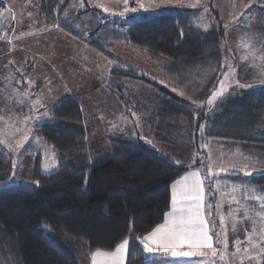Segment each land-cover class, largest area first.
<instances>
[{
	"label": "trees",
	"instance_id": "1",
	"mask_svg": "<svg viewBox=\"0 0 264 264\" xmlns=\"http://www.w3.org/2000/svg\"><path fill=\"white\" fill-rule=\"evenodd\" d=\"M68 2L39 0L38 15L47 25H56L108 56H112L107 50L109 42H123L131 64L135 59L141 61L137 70L128 66L127 60L114 59L121 66L110 71L108 88L124 105L125 113L138 112L140 108L132 106L121 92L122 79L154 86L155 93L142 110L149 111L146 124L157 141L172 143L183 136L190 137L204 123L203 138L227 140H222L228 146L223 151H241L243 157L252 158L262 169L247 180L264 191V88L249 90L232 103L225 116L214 120L207 111L191 107L184 97L168 93V87L173 86L181 96L199 102L217 85L223 71L219 47L222 31L214 0H206L205 4L215 18L217 31H206L196 24L195 12L175 11L135 21L128 25L126 33L115 29L98 39L94 34L110 31L113 21L95 25L85 37L84 27L81 32L75 31L69 23L71 18H62ZM88 12L85 9L79 14ZM258 33L264 37V25ZM83 114L72 97L52 108L53 117L79 123L84 121ZM36 129L42 141L55 150L57 168L42 173L41 157L37 156L32 184L0 186V264H78L73 252L111 250L127 237L130 243L125 264L164 262V258H147L136 237H143L162 222L170 204V185L186 168L139 143L111 137L112 151L102 153L94 149L81 129L50 122L38 123ZM1 157L0 172L7 163ZM208 191L211 193V185ZM213 195L209 196L210 202ZM46 230L72 238L76 241L74 249L56 244Z\"/></svg>",
	"mask_w": 264,
	"mask_h": 264
},
{
	"label": "rangeland",
	"instance_id": "2",
	"mask_svg": "<svg viewBox=\"0 0 264 264\" xmlns=\"http://www.w3.org/2000/svg\"><path fill=\"white\" fill-rule=\"evenodd\" d=\"M68 1L62 18H71L69 23L75 31L81 32L84 27L85 37L92 27L100 23L113 21L114 26L108 27L110 31L95 33L93 37L97 39L104 38L115 29L117 32L126 33L130 23L175 11L195 12L193 19L203 30L218 29L215 18L212 19L206 8V0H128L127 3L125 0ZM38 5L39 0H0V40L4 42V46H0V141H3L0 143V155L1 159L7 162L6 168L0 172V186L19 182L32 184V173L38 162L37 156L41 157L42 173L47 174L57 168L55 150L42 141L36 129V125L41 122L85 131L90 144L102 153L112 151L109 138L113 137L142 144L155 153L169 157L175 163L181 161L180 165H188L198 160L204 169L203 162L212 157L213 163L205 168V173L212 185L210 194H214V198L218 193L220 196L227 194L228 188L224 185L227 179L216 175L209 178V167L212 173L218 172V174L234 173L230 171L232 169L218 171L225 168L224 164L229 168H235V173L243 171V168L256 169L255 173L262 171L252 158L245 157L247 159L245 161L241 151L232 154L222 151L228 147L222 143V140L223 142L227 140L203 138L204 123H200L199 130L190 137L183 136L179 141L172 143L157 141L150 134V127L146 124L149 111L142 110L153 97L155 87L136 79H122L119 82L121 92L128 96L132 106L140 108L138 112L132 110L129 113L124 112V105L117 101L108 88L112 80L111 69L121 66L116 61L127 60L128 66L137 70L140 69L137 63L141 61L135 59L131 64L128 59L129 50L123 49L125 44L123 42H109L107 50L112 56H108L82 40L74 38L56 25H47L38 15ZM213 5L219 11L221 21L218 23L222 31L219 47L222 52L223 71L217 85L206 99L199 102L181 96V92L173 86L168 87L170 96L184 97L191 107L207 111L211 120L225 116L232 103L249 90L264 88V83H261L264 81V37L258 33L259 27L264 25V0H214ZM105 8L108 11H105ZM85 9L89 12L79 14V11ZM57 15L59 14L56 11ZM78 15L81 17L78 18ZM120 24L123 26H119ZM12 29L24 30L26 35L32 37L28 50L20 47L17 51H12L13 45L16 48L20 46L14 44L15 33L9 32ZM256 31L257 35L254 34ZM245 43H250V47L245 48ZM29 51L41 55L42 58L38 56L37 59L32 60V67L26 69ZM232 69L235 71L233 72ZM221 81L227 85V91L209 103L213 92L222 88ZM242 85H252V87H242ZM66 97L77 100L85 116L83 122L53 117V106ZM25 136L27 140L18 149L17 145ZM229 208L231 207L224 209ZM245 208L257 210L254 203L240 202V210L236 206L238 226L240 220V241H242L240 246L251 245L247 235L253 231V221L257 233L261 227L260 219L254 213L250 212L251 220L244 219ZM235 210L231 209L232 212ZM231 211L229 209L222 213L219 208L217 212L214 211V216L217 219L218 213L220 221L221 217H224V220L228 217V221L232 222ZM221 223L224 227L217 225L215 237L219 233L223 241L226 235L228 244L235 243L236 228L230 230L228 224L225 225L224 221ZM213 228L214 224L211 229ZM45 234L61 247L74 249L76 245V241L70 237L56 235L48 230ZM252 239L258 245L264 243L260 242L258 234ZM258 250L257 247L252 252L256 264L263 260L258 258L264 255H257ZM73 255L81 263L83 256L77 252H73Z\"/></svg>",
	"mask_w": 264,
	"mask_h": 264
},
{
	"label": "snow or ice",
	"instance_id": "3",
	"mask_svg": "<svg viewBox=\"0 0 264 264\" xmlns=\"http://www.w3.org/2000/svg\"><path fill=\"white\" fill-rule=\"evenodd\" d=\"M128 0H125L127 3ZM195 6V5H193ZM143 7V5H141ZM135 11V9H132ZM105 11H108L105 8ZM123 15L124 13H120ZM207 27V26H205ZM245 48L250 47V43L244 44ZM246 59V57H242ZM234 72L235 69H232ZM227 76V74H225ZM261 83H264L262 81ZM222 88L213 92L212 97L209 98V103L213 100L223 95L227 91V85L221 81ZM242 87H252V85H242ZM22 103V102H21ZM25 119H28L25 117ZM27 140V136L24 140L17 145L19 149L24 141ZM3 141H0L2 143ZM177 164L182 163L181 161H176ZM47 168V165L45 166ZM218 171H227V169H220ZM257 171L256 169L245 171V175L251 176ZM209 178L217 173H212L211 167L208 169ZM38 183V182H37ZM178 188L173 189L172 194V211L171 213L165 214L164 223L158 224L151 232L146 233L143 237H136L137 240L143 245L144 254L146 256L156 257L160 255L170 254L172 257H192L194 255L205 256L206 253L203 251L205 249L212 250V256L217 255V249L213 247V237L210 235L209 222L205 218V192L202 178L200 176L199 170L195 172H189L182 180L175 182ZM244 188L245 192L253 193L252 199L261 202L260 207L264 208V195L257 194L261 190L255 187H248L247 185H235L232 191H237L240 188ZM209 208L211 206H208ZM251 213L260 218V230L259 233L256 232L255 221H253V231L247 235L251 246L253 248H259L257 255L264 254V243H258L253 241V236L259 235L260 242H264V212H256L255 209H244V219L251 220ZM210 215V213H209ZM233 219L235 216L233 214ZM221 221H224V217H221ZM236 224L233 223V230H235ZM217 243H223L224 248L228 247L227 236L225 235L223 241L220 239L219 233L216 234ZM130 238H125L120 244L116 245V248L111 251H103L97 249L92 255V264H98L97 257H103L104 259L100 261V264H123L122 255H127L129 250ZM242 241L237 239L235 244L237 245V252L240 251L238 247ZM187 247L189 251H178V249ZM201 250V251H197ZM248 249H245L247 252ZM252 257H249L251 259ZM220 259L223 260L224 256L221 255ZM201 264H211L207 259L201 260ZM259 264V262H258Z\"/></svg>",
	"mask_w": 264,
	"mask_h": 264
},
{
	"label": "crops",
	"instance_id": "4",
	"mask_svg": "<svg viewBox=\"0 0 264 264\" xmlns=\"http://www.w3.org/2000/svg\"><path fill=\"white\" fill-rule=\"evenodd\" d=\"M19 19H21V18H19ZM9 32L10 33H15V36L13 37L14 44L16 46L20 45L18 48H16L13 45L12 51L15 52L20 47H21V49L28 50L29 46L31 45L32 37H29V35H26L25 34L26 31L20 30V29H18V30H13L12 29ZM0 43H3V45L0 44V46H4V42H2L0 40ZM5 47H6V44H5ZM10 49H11V47H9L8 50H10ZM4 50H5V48H4ZM31 54H32V51H29L28 56L30 57V60H29V57L27 55H24V57L27 56V60H26L27 67H26V69L30 68V64L32 65V63H31L32 60L37 59L38 56L40 58H42L41 55L34 54L32 56ZM197 159H198V157H197ZM244 160L246 161L247 159L244 157ZM212 163H213V158L210 157V159L206 160V164L204 163L205 164L204 167L206 168L207 166L212 165ZM224 165H225L224 169H228V170L232 169L230 171H232L234 173L236 172L235 168H229L226 164H224ZM182 166H184L186 169L174 181H172V183L170 185V204H169V208L166 211V213H171V211H172L173 189L179 187L178 185H176L175 182L178 181V180H182L186 176V174H188L189 172H195V171L199 170L200 176L202 178V182H203V185H204V192H205V201H204V203H205V211H204V214H205V218L209 222L210 229H211V227H213V224H214V228L211 229V231L213 233H210V235H212V237H213V247L215 249H217V255L216 256H212V254H211L212 250L205 249L203 251L206 253V255L203 256V257L200 256V255H194L192 257H172L170 254H168V255H160V256H156V257H151V256H146V257L147 258H164L165 261L160 263V264H201V260H203V259L209 260L211 262V264H256V262H255V260H254V258L252 256V252L255 250V248H253L251 245H242V246L239 245L238 246L240 248L239 252H237V245L235 243L228 244L227 249H225L222 242L221 243H217L216 242L217 241V237H215V234H214V232H216L215 228H217V225L221 226V227H224L222 225L221 221H220V218L218 217V213H217V219L214 216V211L217 212V210L219 208H221V212L223 213L224 211L227 212L229 209H230V211H231V209L235 210L236 206H238L239 210H240V202L242 204L254 203L256 205V207H257L256 212H264V208L260 207V203L261 202L256 201V200L251 198L253 196V193H251V192H247L246 193L243 187L240 188L237 191H232V188L235 185H247L248 187H255L256 189L261 190L259 187H256V186H254V185H252L251 183L248 182V180H247L248 175L244 174L245 171H248V169L243 168V171L240 170L239 173H235V174L234 173L217 174L216 177H225V179H227L226 182H224V183H226L224 185L228 188V192H227V194H225L223 196L222 195L220 196V194L218 193L215 198L213 196L212 201L210 202V200H209L210 193L208 191V187L211 184H210L209 180L207 179V176H206V173H205L206 169L205 168L203 169L201 167L200 161L197 160L194 163H190L188 165H182ZM227 174L228 175H240L241 177H239V178H230V177L226 176ZM206 179L208 180V182H206ZM221 179H223V178H221ZM222 181H224V180H222ZM257 194L264 195V191L261 190ZM222 205H224V206L222 207ZM208 206H211V207L209 208ZM228 206L231 207V208L224 209L225 207H228ZM209 210L211 211L210 215H209ZM231 213L234 214L235 220L232 219V222L228 221V217H227V220H224V223H225V225L228 224V228L231 227V228H229L230 230H233V223L235 222V224H236L235 232H236V235H237V239L240 240V220L238 222V224H239V226H238L237 225V221H236V218H238L236 210L234 212L231 211L230 214ZM238 215L240 216V213ZM164 220H165V215H164V218H163V220H162V222L160 224L164 223ZM233 232L234 231H232V233ZM120 243H118V244H120ZM115 248H116V246L113 249H111V250H103V251L111 252ZM246 248L248 249L247 252H245ZM189 250L190 249H188L186 246L183 247V248L178 249V251H189ZM95 251L96 250L90 252L89 254H81L83 256V259H82L81 263L78 261V264H92V255L91 254L93 252H95ZM197 251H201V250H197ZM121 255H122V259H123V264H125L126 256H124L123 254H121ZM221 255L224 256L223 260L220 259ZM249 257H252V258L249 259ZM103 259H104L103 257H97L98 264H100V261H102ZM261 259L264 260V255H261L258 258V260H261ZM262 261H260L259 264H262Z\"/></svg>",
	"mask_w": 264,
	"mask_h": 264
}]
</instances>
